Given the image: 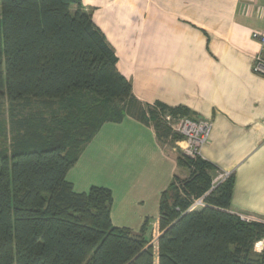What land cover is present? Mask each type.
Returning a JSON list of instances; mask_svg holds the SVG:
<instances>
[{
  "label": "trees",
  "instance_id": "trees-1",
  "mask_svg": "<svg viewBox=\"0 0 264 264\" xmlns=\"http://www.w3.org/2000/svg\"><path fill=\"white\" fill-rule=\"evenodd\" d=\"M4 90L13 145L0 150V264H264V250L255 251L264 223L230 211L233 175L214 187L216 168L202 157L177 154L188 177L176 175L162 196L158 253L145 226L135 234L113 225L111 190L75 191L68 173L104 124L196 119L189 109L136 99L82 0H0ZM38 104L49 117L33 112ZM154 129L161 142L169 136ZM177 182L182 194L170 206ZM202 197L205 207L189 212Z\"/></svg>",
  "mask_w": 264,
  "mask_h": 264
},
{
  "label": "crops",
  "instance_id": "crops-1",
  "mask_svg": "<svg viewBox=\"0 0 264 264\" xmlns=\"http://www.w3.org/2000/svg\"><path fill=\"white\" fill-rule=\"evenodd\" d=\"M144 105L189 109L213 122L202 159L232 172L231 212L264 220V76L254 73L264 33L260 0H82ZM152 125L106 123L68 180L78 193L112 192V223L140 234L158 253L160 202L179 173Z\"/></svg>",
  "mask_w": 264,
  "mask_h": 264
},
{
  "label": "built area",
  "instance_id": "built-area-1",
  "mask_svg": "<svg viewBox=\"0 0 264 264\" xmlns=\"http://www.w3.org/2000/svg\"><path fill=\"white\" fill-rule=\"evenodd\" d=\"M263 1L264 0H260ZM253 38L260 43L261 52L256 58L253 71L255 74L264 76V33H254ZM162 118L172 127L173 131L182 136L183 140L176 142L177 150L191 158L201 157L202 148L208 143L213 128L211 120L192 119L190 117L162 115ZM233 175L232 172H219L214 180V187L222 184ZM205 207V197L195 199L189 208V212ZM238 216L248 223L260 222L258 219L238 214ZM261 242L256 243L255 249L260 247ZM262 247V246H261Z\"/></svg>",
  "mask_w": 264,
  "mask_h": 264
},
{
  "label": "rangeland",
  "instance_id": "rangeland-1",
  "mask_svg": "<svg viewBox=\"0 0 264 264\" xmlns=\"http://www.w3.org/2000/svg\"><path fill=\"white\" fill-rule=\"evenodd\" d=\"M11 108H12L11 103L8 99L6 91L4 90L2 93H0V150L1 151L2 150H11L12 145H13V142H12L13 133H12V126H11V122H12V110H11ZM19 110H20L19 107H16L17 113H19ZM32 110L35 114H38L40 111H45L46 116L47 117L50 116V111H46V110L42 109V106L40 104L35 105L32 108ZM24 112H25L24 114H30V112H32V111L27 109ZM32 124H34V123L32 122ZM156 124L161 125L163 134H165V132L167 133V131H170L169 136L165 137V135H163L164 138L162 139V143L164 144L166 149L172 150L174 148V149H176L177 154H182L180 150H177V146L175 143L176 142L175 139L179 138L180 135L177 134L175 131H173L172 127L161 117L158 120L157 119L151 120V125L153 127H156ZM32 127H33V125H32ZM180 137H181V140H179L177 142H180L183 140L182 136H180ZM178 176L180 177V180L186 179L188 177L187 169L184 167H180ZM214 178L216 179L217 177H214ZM180 188H181V184L177 182L175 187L168 191L167 201H168V204L170 206L174 205L176 195L182 194ZM259 221L264 223V220H262L260 218H259ZM263 250H264V240L262 241V244L260 245V247L258 246V248L255 249V251L256 252H262Z\"/></svg>",
  "mask_w": 264,
  "mask_h": 264
}]
</instances>
